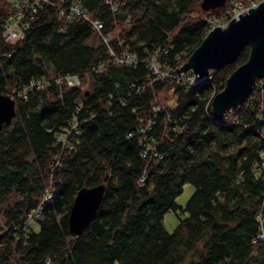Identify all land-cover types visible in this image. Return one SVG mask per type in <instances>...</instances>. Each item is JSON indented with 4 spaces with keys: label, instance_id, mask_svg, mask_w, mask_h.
Here are the masks:
<instances>
[{
    "label": "trees",
    "instance_id": "obj_1",
    "mask_svg": "<svg viewBox=\"0 0 264 264\" xmlns=\"http://www.w3.org/2000/svg\"><path fill=\"white\" fill-rule=\"evenodd\" d=\"M74 1L103 24V34H117L110 43L116 56L128 50L137 61L114 63L81 17L61 31L66 15L51 5L34 14L22 39L5 42L11 0H0V94L16 101V116L0 131V222L7 225L0 226V264H264L257 237L264 80L224 119L211 111L249 47L202 81H153L149 65L177 69L212 21L229 20L230 0L200 13L202 0H116V8L66 0L63 7ZM74 75L79 85L60 81ZM169 90L174 104L162 105L158 94ZM106 174L98 213L72 237L76 194ZM50 181L54 193L39 208ZM188 183L196 189L183 206L177 199ZM38 208L33 228L27 215ZM170 211L184 214L172 232L163 224Z\"/></svg>",
    "mask_w": 264,
    "mask_h": 264
},
{
    "label": "water",
    "instance_id": "obj_2",
    "mask_svg": "<svg viewBox=\"0 0 264 264\" xmlns=\"http://www.w3.org/2000/svg\"><path fill=\"white\" fill-rule=\"evenodd\" d=\"M226 2L202 0L201 8L215 10ZM246 46L249 47L248 59L237 66L212 100L211 111L216 120L224 119L231 109L248 99L257 81L264 79V1L234 16L225 26L212 27L189 58L176 69L179 75L191 71L197 79H206L212 69L233 63ZM15 116V99L0 94V131L3 125H10ZM108 179L106 174L102 183L83 187L76 194L68 218L72 237L80 236L98 213Z\"/></svg>",
    "mask_w": 264,
    "mask_h": 264
},
{
    "label": "built area",
    "instance_id": "obj_3",
    "mask_svg": "<svg viewBox=\"0 0 264 264\" xmlns=\"http://www.w3.org/2000/svg\"><path fill=\"white\" fill-rule=\"evenodd\" d=\"M66 0H11L10 8H9V15L7 17L6 23L4 25V30L2 32L3 38L5 42L14 43L22 39L25 35V29L28 27L29 21L33 18L34 14L38 11L43 9L46 5H51L53 7H56L59 9L60 13L63 15H66L67 23L62 25L59 29L61 31H65L67 28V25L69 22H71L75 17H81L85 20H87L93 29L98 32V34L101 36L105 44H107L109 48V53L114 55V63L121 64V63H135L137 61V55L134 52L124 50L122 52V55L116 56L114 53L113 48H111L110 43L113 42L116 36L112 39V33L103 34V24L94 18H91L89 11L86 7L80 6L76 1L72 2L68 8H64V3ZM261 1V0H260ZM107 4L110 5L111 8H116L118 6V3L116 0H105ZM257 2H253L251 7L257 6ZM67 10V11H66ZM247 9H245L246 11ZM244 9L240 11H235L234 14H231L227 11L229 19L233 18L234 16H238L241 12H243ZM227 22H224L225 26ZM119 45H121V41L118 42ZM154 61V60H153ZM183 64V63H182ZM181 64V65H182ZM150 67L152 68L154 78L153 81L163 80V79H173L177 83H180L181 81H189L195 80V81H202L197 79L191 71H186L181 73L180 75L176 73V69H166L161 71L159 68V65H157L155 62H149ZM180 65V66H181ZM177 65V68L180 67ZM264 80L260 79L259 81ZM60 81L63 83H66L68 86H74L80 84V79L78 76H65L61 77ZM257 81V82H259ZM257 85V83H256ZM256 86L253 90L255 91ZM252 92V93H253ZM251 93V94H252ZM250 97V96H249ZM156 109V106H155ZM231 111V110H230ZM150 124L148 125V127ZM53 181L49 182V186L46 189V194L44 199L42 200L41 204L39 205V208L43 206L45 200L52 197V194L54 193L53 188ZM140 185H143L142 179L140 180ZM39 208L29 212L27 215V221H34V219L39 218L41 212L39 211ZM258 221L260 223V233L258 234V238L260 240L264 241V214L260 213L258 215Z\"/></svg>",
    "mask_w": 264,
    "mask_h": 264
},
{
    "label": "rangeland",
    "instance_id": "obj_4",
    "mask_svg": "<svg viewBox=\"0 0 264 264\" xmlns=\"http://www.w3.org/2000/svg\"><path fill=\"white\" fill-rule=\"evenodd\" d=\"M7 1H9V0H7ZM262 1H264V0H261V1L260 0H233V1L230 0L229 3H230L231 6L229 5V7H228L229 11L228 12H230L231 14H234L235 11H240L242 9H244V11H245V9H248L249 7L252 6L253 2H257V4H258V3L262 2ZM200 5H201V3L197 6L196 13L202 12V10L200 9L201 8ZM199 16L204 17V15H202V14H199ZM212 20H213V18H212ZM222 20L212 21L213 27L218 26V25H220V26L224 25V21H222ZM111 36H112V39H113V37L117 36V34L112 33ZM84 85H85L84 87H86V88L88 87L86 83ZM158 99H159V101H160V103L162 105H173L174 104V97H173V94H172V90L165 91V92H160L158 94ZM195 189L196 188H195L194 185H192L190 183L186 184L185 188H184V193L177 199V203L180 204V205L185 206L187 201H188V199H190V197L194 193ZM178 213H175L174 211H170L164 217L163 224L165 225L167 230L170 231V232H172L174 230V228L178 225L179 220H180L179 217H182V218L184 217L183 213H181L180 211ZM35 222L36 221H34L33 228L37 227ZM0 226L2 228L7 227L6 222H4V220L1 221L0 222Z\"/></svg>",
    "mask_w": 264,
    "mask_h": 264
}]
</instances>
